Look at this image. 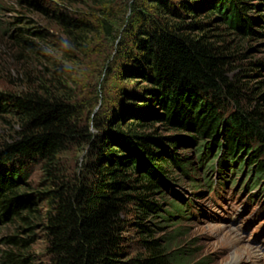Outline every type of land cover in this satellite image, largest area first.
<instances>
[{
	"label": "trees",
	"instance_id": "1",
	"mask_svg": "<svg viewBox=\"0 0 264 264\" xmlns=\"http://www.w3.org/2000/svg\"><path fill=\"white\" fill-rule=\"evenodd\" d=\"M16 2L63 34L54 41L43 25L20 28L15 42L30 52L54 47L71 57L95 28L69 2ZM130 6V46L117 70L128 87L99 111L87 112L57 76L61 89L32 87L30 75V88L0 90V116L16 120L0 132V219L17 228L4 240L0 264H32L29 248L39 226L48 264H193L190 249L175 244L178 234L157 238L148 222L168 217L163 197L181 207L168 192V169L183 163L178 146H194L201 164L209 161L204 168L238 158L249 165L248 176L264 178V85L257 84L264 80H247L264 61L244 63L233 37L264 35V0H133ZM75 147L84 154L71 167L63 154ZM31 165L42 170L35 188L26 179ZM132 227L141 257L130 256Z\"/></svg>",
	"mask_w": 264,
	"mask_h": 264
},
{
	"label": "rangeland",
	"instance_id": "2",
	"mask_svg": "<svg viewBox=\"0 0 264 264\" xmlns=\"http://www.w3.org/2000/svg\"><path fill=\"white\" fill-rule=\"evenodd\" d=\"M52 1L69 2L68 0ZM71 1L72 3H69L77 10H81L83 15L93 22L95 28L88 35L81 49L75 48L73 56L66 57L51 46H49L51 49L46 48L42 50V54H38L28 51L15 42V35L23 31L20 29L22 27L36 28L37 25H43L52 32L49 40L54 41H58L63 34L55 24H49L50 22H46L36 13H27L16 0H0V90L11 92L26 90L30 88L31 75L33 80L36 79L32 87L43 84L51 89H61L63 86L61 84H66L70 89L69 92L86 107L87 112H96L109 101H113L119 90L128 87L127 83L119 78L117 70L124 61L122 54L125 52V46H130L127 27L132 12L130 3L133 0ZM200 12V16H204L206 9ZM28 15L31 19H35V23L29 22ZM19 17L21 20H18ZM105 21L108 22L112 33L108 32ZM217 21L216 24L220 25ZM24 36L38 41L33 35L24 33ZM233 37L239 44L240 51L246 53L244 63L248 65L253 61H264V35L248 38ZM42 46L46 47L47 43ZM63 67L66 73L62 71ZM257 70L260 73H255L253 77L248 76L247 80L254 83L264 80V67H258ZM55 76L59 77L61 84H55ZM129 83L134 84V81ZM139 84H142V81H139ZM257 84L264 85V83ZM15 123V118L2 114L0 132H9L10 127ZM163 132L170 134L174 131L163 130ZM210 144L209 139L205 147L208 151L212 147ZM177 152L183 158V163L175 164L168 169L170 184L168 192L171 196H175L176 203L181 207L176 210L169 205V196L161 198V203L166 208L162 214L169 219L149 216L148 222H153L154 225L151 226L155 230V236L163 238L173 233L178 234L175 244L179 248H187L188 251L190 249L192 257L189 263L253 264L252 262L255 261V264H264V232L254 239H249L247 231L242 227L247 220L246 216H251L259 225L264 222V178L248 176L247 172L251 171L249 165L242 163L238 158L222 165L213 161V164L204 168L209 161L201 164L202 154L197 155L194 146L180 145ZM83 154L81 148L75 147L65 152L63 156L71 167H76ZM28 170L26 179L35 188L41 179L42 170L39 165H31ZM209 173L215 174L212 179L208 176L206 180L205 175ZM204 180L207 187L216 193L215 202L211 200ZM258 188L263 190V194ZM257 190L260 193L256 192ZM201 197L204 206L212 211H215L213 208L219 210L217 207H226L216 211L224 221L204 218L202 223L196 224L192 220H187L188 212L194 215L202 212ZM16 230V223L0 219V255L1 251L7 248L5 238L9 234L16 233ZM129 237L130 256L141 257L144 249L135 228H130ZM46 245L42 228L39 226L35 230V239L29 248L33 257L32 264H48Z\"/></svg>",
	"mask_w": 264,
	"mask_h": 264
},
{
	"label": "bare ground",
	"instance_id": "3",
	"mask_svg": "<svg viewBox=\"0 0 264 264\" xmlns=\"http://www.w3.org/2000/svg\"><path fill=\"white\" fill-rule=\"evenodd\" d=\"M226 231V230H225ZM234 233V232H233ZM236 233V232H235ZM245 252V251H244ZM246 252H248V251H246Z\"/></svg>",
	"mask_w": 264,
	"mask_h": 264
}]
</instances>
